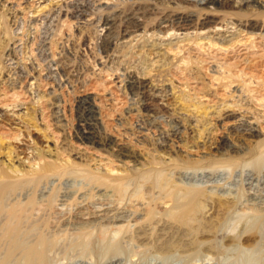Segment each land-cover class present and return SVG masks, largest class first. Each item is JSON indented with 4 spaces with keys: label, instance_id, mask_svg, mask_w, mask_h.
Returning a JSON list of instances; mask_svg holds the SVG:
<instances>
[{
    "label": "rangeland",
    "instance_id": "obj_1",
    "mask_svg": "<svg viewBox=\"0 0 264 264\" xmlns=\"http://www.w3.org/2000/svg\"><path fill=\"white\" fill-rule=\"evenodd\" d=\"M206 1L0 0L6 28L0 31L1 130L13 139L12 132L20 133L14 146L21 158L39 163L33 147L47 144L52 160L68 168L33 191L44 210L26 218L21 240L29 247L42 234L40 257L23 249L9 256L1 241L9 205L24 200L31 184L5 198L0 264H264V213L252 208L264 202V31L245 27L211 43L172 37L157 45L147 37L129 48L117 43L110 53L105 46L109 16L146 10L153 27L169 13L205 12ZM218 9L229 19H264L263 7ZM132 74L151 86L134 90ZM152 92L167 109L148 110ZM83 99L96 105L102 145L80 137ZM22 109L33 111L34 129L15 123L11 112ZM203 113L208 117L200 118ZM46 157L36 167L52 161ZM93 172L121 178L120 186L98 187ZM193 189L200 195L190 201ZM95 190L106 193L102 203ZM46 199L55 210H46ZM71 201H82L86 211H109L80 231Z\"/></svg>",
    "mask_w": 264,
    "mask_h": 264
},
{
    "label": "bare ground",
    "instance_id": "obj_2",
    "mask_svg": "<svg viewBox=\"0 0 264 264\" xmlns=\"http://www.w3.org/2000/svg\"><path fill=\"white\" fill-rule=\"evenodd\" d=\"M139 1V0H138ZM187 4H189V6L193 5L190 1H186ZM40 5V4H39ZM49 5V4H48ZM233 5L234 7L237 8H241V10L243 8L246 9H252V8H264V5L262 3L261 0H207L204 5H201L200 10H204L203 11H199V9L194 10V9H190L187 12H173V13H169L165 16H163L153 27H150L147 23V15L150 14V12L148 11H140V10H129L127 12H124L123 14H119L117 16H109L106 19L104 28L106 29L105 31V46H106V50L108 51H114L117 43H119L122 47H131L133 45V43H136L137 41H145L147 37L153 38L154 40H156V44L159 42L164 41L165 39L168 38H172V37H182L183 39H191V38H196V39H207L210 43L211 42H226V40L230 37H233V34L235 33V31H242L243 28L245 27H249L251 30H258L260 31L259 33H262L264 31V19L259 21L257 19H250V20H240V19H229L225 13H221V11H219L218 8H227L228 6ZM50 7V6H49ZM152 10V9H149ZM240 10V9H239ZM6 11V10H5ZM223 12V11H222ZM225 12V11H224ZM9 14V13H8ZM147 14V15H146ZM4 17V14L2 13V11H0V31L6 29L4 24L2 23V18ZM228 18V19H227ZM5 19V18H4ZM230 27H229V26ZM156 27V28H155ZM4 28V29H3ZM3 33V32H1ZM8 33V32H7ZM7 33H5L7 35ZM7 37V36H6ZM2 39V38H1ZM152 40V39H150ZM149 42V41H148ZM2 43L3 40H2ZM140 43V42H139ZM138 43V44H139ZM144 43V42H143ZM141 43V44H143ZM152 43V42H150ZM155 43V42H153ZM159 44V43H158ZM157 44V45H158ZM6 45V44H5ZM155 45V44H154ZM3 46V44H2ZM139 46V45H138ZM142 46V45H141ZM162 46V45H161ZM164 46V45H163ZM133 47V46H132ZM143 47V46H142ZM0 48L4 49L5 47H1ZM157 48L156 45L154 47V49ZM149 49V48H148ZM141 51V50H140ZM150 51V49H149ZM110 53V52H108ZM143 53V52H142ZM159 53V51H158ZM157 54V53H156ZM161 55V53H159ZM116 55V54H115ZM125 55V54H124ZM158 55V54H157ZM159 56V55H158ZM164 57V56H163ZM163 59V58H162ZM161 62V61H160ZM3 68V67H1ZM148 72V71H147ZM148 74V73H147ZM1 75V72H0ZM1 77V76H0ZM3 77V76H2ZM154 82V81H153ZM32 83V82H31ZM152 82L150 80H147L146 78L140 77L136 74H132L131 79H130V86L134 89V90H140V89H146L147 87L151 86ZM149 91V90H148ZM143 93V92H142ZM150 93V92H149ZM150 95V94H149ZM33 98V97H32ZM156 95L152 94L149 97V102L147 103L148 105V110L150 112L156 113L159 112L162 109H167L168 105L166 103H162V102H158L156 99ZM165 98V97H164ZM43 99L42 97H38L37 103L41 102ZM160 101V100H159ZM178 101V100H177ZM83 104V106H85L84 111H82L83 113V118L81 123H79V127H80V137L86 140H89L92 143L95 144H101L97 139V132H98V125H99V120L98 117L95 114V110L92 102H89V100H82L81 101ZM180 102V101H179ZM243 103V102H242ZM40 104V103H39ZM182 104V103H181ZM244 104V103H243ZM242 104V105H243ZM184 105V104H183ZM231 105V104H230ZM236 105V104H235ZM241 104H239L240 106ZM96 106V105H95ZM228 106V105H227ZM197 107V106H195ZM199 107V106H198ZM232 107V106H231ZM235 107V106H234ZM200 108V107H199ZM242 108V107H241ZM240 108V109H241ZM197 109V108H196ZM202 109V107H201ZM205 109V108H204ZM227 109V108H225ZM232 109V108H231ZM230 109V110H231ZM11 110V109H10ZM195 110V109H194ZM200 110V109H199ZM206 110V109H205ZM204 110V111H205ZM29 111L31 110H27V109H22L19 111H13V113L11 112L13 118L15 119V123L17 125H20L19 127L21 128L20 123H23L22 126L26 125L30 128L34 129V126L36 125L34 123V118L31 115L32 113H30ZM209 111V110H208ZM224 111V110H223ZM33 112V111H31ZM202 112V110L200 111ZM210 112V111H209ZM197 113V112H196ZM205 113V112H204ZM203 113V114H204ZM187 114V113H186ZM207 114V113H206ZM206 114L204 115H200V118L202 116V118L204 119L205 117H208ZM190 116V114H188ZM192 115V114H191ZM198 115V114H197ZM196 118H198L196 116ZM209 120V119H208ZM101 121V120H100ZM36 122V121H35ZM205 123V121H204ZM203 125V124H202ZM196 126V124H195ZM204 126V125H203ZM18 127V126H17ZM19 128V129H20ZM37 128V126L35 127ZM40 129V128H37ZM206 129V128H205ZM246 129V128H245ZM25 130V129H24ZM36 130V129H35ZM19 131V130H18ZM22 131V130H21ZM19 131V132H21ZM39 131V130H38ZM248 131V130H247ZM41 132V131H40ZM29 133V132H28ZM200 133V132H199ZM11 134V133H10ZM20 134V133H18ZM18 134H16V132H12V135L14 136V139L12 137H9L10 135L1 130L0 127V211H4L7 207H5V198L11 194V192L13 193V191H15L17 189H20L21 193L22 190L21 188H24V184L26 185V187L28 186V184H31L30 186H28V189L32 190V192H29V194L26 196V198L18 203H13L12 206L9 205L7 202V204L9 205L10 208V212L5 213L8 214V218L9 220L6 219L5 223H3L4 227L2 228L3 232H2V237H1V241L2 243L8 245L9 247V256L12 255L15 251H17L18 249H23L26 251V254L28 256L31 255H36V256H41L42 255V250L40 249L39 246H42L43 244H45L46 242L45 237H42V234H39L38 237V241L37 240H33L34 242L31 244H29L27 246H24L22 240H21V236L23 237V233H24V225H25V221H27L28 219H26L30 213H34L37 211L41 212L42 205H44V203H42L40 201V198L36 195V193L34 194V190L36 188H38V185L41 183L43 184L44 180L48 179V178H52V177H56V175L60 178L61 175H63L66 171H67V167H64L63 165H57L55 162V160H52L53 158V151L51 150V146L46 144V148L42 147H32L34 148V153L35 157L33 155L34 158H37L41 161V159L43 158V156H47L50 157V159L52 160L51 162H46L44 164L41 163L42 166H37L35 162V159H30V158H26L23 159L20 157V153L16 151V147L14 146V141L17 140V136ZM99 134V133H98ZM23 135V134H22ZM201 135V134H200ZM199 135V136H200ZM204 135V134H203ZM21 136V135H20ZM198 136V137H199ZM202 136V135H201ZM200 136V138H201ZM19 137V136H18ZM46 137V136H45ZM203 137V136H202ZM50 139V138H49ZM51 140V139H50ZM48 141V139H47ZM32 142V141H31ZM106 143V142H104ZM104 145V144H103ZM32 151V150H31ZM30 152V151H29ZM30 156V155H29ZM28 156V157H29ZM55 156V155H54ZM32 157V158H33ZM46 157V158H47ZM49 159V158H48ZM55 159V158H54ZM57 159V158H56ZM55 161V162H54ZM58 162V161H57ZM62 162V161H61ZM59 163V162H58ZM70 163V162H69ZM112 170H109L108 172H111ZM92 175V180H94V182L96 181L98 184V187L100 185H103L102 187H105V185H108L109 187H111L112 191L113 189L115 190L118 186H120V179L119 177H109L111 176L110 174H103V173H97V172H93L91 173ZM122 180V179H121ZM91 181V180H90ZM93 182V184H94ZM92 184V185H93ZM39 185V186H40ZM96 185V183H95ZM94 186V185H93ZM92 186V187H93ZM25 187V188H26ZM42 187V186H41ZM40 187V188H41ZM100 187V188H102ZM173 187V186H172ZM175 187V186H174ZM38 188V189H40ZM96 188L97 187H93ZM92 188V189H93ZM165 188V187H164ZM109 189V188H108ZM107 189V190H108ZM184 189V188H183ZM42 190V189H41ZM89 190V189H88ZM94 190V189H93ZM98 190V189H97ZM102 190V189H101ZM100 190V191H101ZM105 190V189H103ZM110 190V189H109ZM194 190V189H193ZM191 192L190 196L191 199L190 201H192L193 199L197 198L200 194L197 191H193ZM16 191V192H17ZM24 191V189H23ZM38 191V190H37ZM84 191H87L84 189ZM99 191V190H98ZM111 191V192H112ZM117 191V190H116ZM120 191V190H119ZM118 191V192H119ZM181 191V190H180ZM188 191V189H187ZM25 192V191H24ZM46 192V191H45ZM89 192H91L89 190ZM96 190L94 191L93 195H96ZM138 192V191H137ZM172 193V190L170 191ZM27 193V192H26ZM42 193V192H41ZM65 193V192H64ZM103 193V192H101ZM182 193V192H181ZM180 193V195H181ZM14 194V193H13ZM18 195V193H15ZM14 194V196H16ZM38 194V193H37ZM89 194V193H87ZM100 194V193H97ZM106 194V193H105ZM105 194H102L105 196ZM113 194V192H112ZM170 194V193H169ZM173 194V193H172ZM251 194V193H250ZM12 195V194H11ZM10 195V196H11ZM23 195V194H22ZM64 195V194H63ZM69 195V194H68ZM79 195V194H78ZM102 195L100 194V196H96L98 198V200L102 197ZM115 195V193L113 194ZM122 195V194H121ZM140 195V194H139ZM144 195V194H143ZM176 195V194H174ZM9 196V197H10ZM12 196V197H14ZM20 196V195H19ZM18 196V197H19ZM67 196V194H66ZM73 196V195H72ZM88 196V195H87ZM86 196V197H87ZM92 196V195H91ZM116 196V195H115ZM135 196V195H134ZM257 196V195H256ZM25 197V196H24ZM23 197V198H24ZM68 197V196H67ZM78 197V196H76ZM80 197V195H79ZM78 197V198H79ZM90 197V194H89ZM108 197V198H107ZM107 199H110L109 196H107ZM137 197H139L137 195ZM168 197V196H167ZM182 197V196H181ZM261 197V196H260ZM48 198V197H47ZM50 198V197H49ZM48 198V199H49ZM62 198V197H61ZM70 198V195H69ZM77 198V199H78ZM82 198V197H81ZM92 198H95L92 196ZM91 198L92 201H96L93 200ZM104 198V197H103ZM104 198V199H106ZM114 198V196L112 197ZM117 198V197H116ZM116 198H114V200H116ZM133 198V196H132ZM141 198V195L140 197ZM143 199L145 198L142 197ZM150 198V197H149ZM164 198V197H163ZM172 198H175L172 196ZM178 198V197H176ZM175 198V199H176ZM190 198V197H189ZM263 198V197H262ZM51 199V198H50ZM63 199V198H62ZM71 199V198H70ZM87 199V198H86ZM85 199V200H86ZM122 199V198H121ZM168 199V198H167ZM183 199V198H182ZM185 199V198H184ZM261 199V198H260ZM260 199H257L258 201ZM47 200V199H46ZM54 199H52L53 201ZM60 200V198H59ZM64 200V199H63ZM84 200V201H85ZM89 200V199H88ZM113 200V199H112ZM119 200V199H117ZM116 200V201H117ZM142 199H140L141 202ZM166 200V198H165ZM247 200V199H246ZM252 200V199H251ZM43 201V200H42ZM51 201V202H52ZM66 201V198L65 200ZM70 201V200H69ZM80 201V200H79ZM78 202L77 205H75L72 201V203L77 206V210L76 212L73 211L75 213V215L73 216L72 213V217H74L73 220V224L78 228V230H80L79 228L83 227L84 229H86L85 225H89L93 222H97V220L99 219H103L102 217H104L105 215H107L108 213V206H106V208H97L98 210H94V211H86L84 208V205L82 204L83 202V198L82 201ZM92 201H88V202H92ZM101 203H102V198H101ZM104 201V200H103ZM109 201V200H108ZM107 201V202H108ZM111 201V199H110ZM122 202V200H120ZM146 201V200H145ZM167 201V200H166ZM263 201V200H262ZM260 202V204L255 207H252L254 209V211H256V213H264V202ZM44 202V201H43ZM54 202H57L54 201ZM59 202V201H58ZM57 202V203H58ZM62 202V201H61ZM106 202V201H105ZM120 202V203H121ZM159 202V201H157ZM162 202V201H161ZM165 202V201H164ZM163 202V203H164ZM168 202V201H167ZM175 202V201H174ZM55 203V205L57 204ZM100 203V204H101ZM137 201H136V205H137ZM142 203V202H141ZM140 203V204H141ZM149 203V202H148ZM151 203V202H150ZM169 203V202H168ZM245 203V202H244ZM251 203V202H250ZM54 203H50L49 200H47L46 203V210L50 211L53 207ZM59 204V203H58ZM66 204V203H63ZM143 204V203H142ZM146 204V203H145ZM166 204V203H165ZM177 204V203H176ZM253 204V202H252ZM6 205V206H8ZM60 205V204H59ZM58 205V206H59ZM62 205V203H61ZM60 205V206H61ZM71 205V204H70ZM73 205V207H75ZM87 205V204H85ZM102 205V204H101ZM131 205V204H130ZM152 205V204H150ZM149 205V206H150ZM11 206V207H10ZM66 206V205H65ZM64 206V208H65ZM154 206V205H153ZM164 206V205H163ZM252 206V205H251ZM52 207V208H51ZM72 207V206H71ZM86 207V206H85ZM93 207V206H92ZM160 207V206H159ZM167 207V206H166ZM178 207V206H177ZM8 208V210H9ZM45 208V206H44ZM57 208V207H56ZM60 208H63L60 207ZM63 208V210H64ZM67 208V207H66ZM65 208V209H66ZM134 208H138V207H134ZM142 208V207H141ZM161 208V207H160ZM59 209V207H58ZM57 209V210H58ZM118 209V208H117ZM143 209V208H142ZM145 209V208H144ZM148 210V208H146ZM234 209V208H233ZM44 210V209H43ZM42 210V211H43ZM53 210H55L53 208ZM140 210V209H139ZM146 210V211H147ZM152 210V209H151ZM228 210V209H227ZM7 211V209H6ZM60 211V209H59ZM66 211V210H65ZM69 211V210H68ZM67 211V212H68ZM153 211V210H152ZM54 212V211H53ZM58 212V211H57ZM63 212V211H62ZM138 212V211H137ZM143 212V211H142ZM149 212V211H148ZM151 212V211H150ZM46 213V212H45ZM43 213V214H45ZM65 213V212H64ZM69 213V212H68ZM115 213V212H114ZM114 213L112 212V215H114ZM159 213V212H158ZM55 214V213H54ZM53 214V215H54ZM58 214H60V216L62 215L61 213L58 212ZM67 214V213H66ZM116 214V213H115ZM138 214V213H137ZM140 214V213H139ZM138 214V215H139ZM143 214V213H141ZM146 214V212H145ZM149 214V213H148ZM146 214V215H148ZM152 214V213H151ZM2 215V214H1ZM110 215V214H109ZM155 215V214H154ZM38 216V215H37ZM67 216V215H66ZM69 216V215H68ZM67 216V217H68ZM140 216V215H139ZM144 216V215H143ZM141 216V217H143ZM263 216V215H262ZM70 217V216H69ZM110 217V216H109ZM135 217V216H134ZM145 217V216H144ZM150 217V216H149ZM47 218V216L45 217ZM50 218V217H49ZM48 218V219H49ZM65 218V215H64ZM106 218V217H105ZM112 218V217H111ZM146 218V217H145ZM144 218V219H145ZM34 219V218H33ZM36 219V218H35ZM71 219V218H70ZM69 219V220H70ZM114 219V218H113ZM143 219V218H142ZM56 220V219H55ZM58 220V219H57ZM106 220V219H105ZM112 221V219H109ZM117 220V218H116ZM33 221V220H32ZM108 221V220H107ZM145 221V220H144ZM37 222V221H36ZM39 222V221H38ZM44 222V221H43ZM55 222V221H54ZM59 222V220L57 221ZM62 222V221H61ZM95 222V223H96ZM45 223V222H44ZM53 223V221H52ZM147 223V222H146ZM149 223V222H148ZM34 224V223H33ZM144 224V223H143ZM32 225V224H31ZM50 225V224H49ZM54 225V223H53ZM52 225V226H53ZM123 225V224H122ZM43 226V225H42ZM51 226V227H52ZM64 226V225H63ZM62 226V227H63ZM85 226V227H84ZM141 226V225H140ZM147 226V225H146ZM34 227V225H33ZM37 227V226H36ZM54 228L56 227L53 226ZM52 227V228H53ZM67 227V225H66ZM88 227V226H87ZM91 227V226H90ZM118 227V226H117ZM139 227V226H138ZM142 227V226H141ZM57 228V227H56ZM55 228V229H56ZM64 228V227H63ZM81 228V229H83ZM122 230V227H120ZM149 228V227H148ZM58 229V228H57ZM60 229V228H59ZM67 229V228H66ZM119 229V227H118ZM143 229V228H141ZM140 229V230H141ZM38 230V229H37ZM46 230V229H45ZM65 230V229H64ZM81 231V230H80ZM61 232V231H60ZM85 232V231H84ZM117 232L119 233V231L117 230ZM34 233V232H33ZM83 233V232H82ZM23 234V235H22ZM44 234V233H43ZM63 234V233H62ZM34 235V234H33ZM71 235V234H70ZM29 236V235H28ZM161 238V237H160ZM167 238V237H165ZM30 240V241H31ZM54 240V239H53ZM62 240V239H61ZM170 240V239H169ZM26 241V240H25ZM37 242L36 245H34ZM49 242V241H48ZM56 242V241H55ZM54 242V244H55ZM160 242V241H159ZM167 242V241H166ZM170 242V241H169ZM118 244V243H117ZM161 244V243H159ZM180 244V243H179ZM119 246V245H118ZM162 246V245H161ZM164 246V245H163ZM44 246H42L41 248H43ZM48 248V247H47ZM44 249V248H43ZM45 249H46V245H45ZM50 249V248H49ZM19 253V252H18ZM4 256V255H3ZM16 258V257H15ZM17 259V258H16ZM23 259V258H22ZM1 261V259H0ZM42 261V260H41ZM34 262V261H33ZM24 263V262H22Z\"/></svg>",
    "mask_w": 264,
    "mask_h": 264
}]
</instances>
